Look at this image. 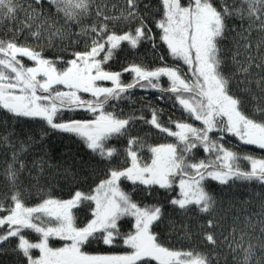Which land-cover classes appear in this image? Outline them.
Here are the masks:
<instances>
[{
    "label": "snow or ice",
    "instance_id": "6c2138e0",
    "mask_svg": "<svg viewBox=\"0 0 264 264\" xmlns=\"http://www.w3.org/2000/svg\"><path fill=\"white\" fill-rule=\"evenodd\" d=\"M42 2L27 0L25 6L20 0H0V21H15L18 13L24 12L26 20L20 21L18 31L28 28L31 36L39 40L41 32L31 31L27 21L43 15ZM48 3L63 18L65 26L78 25V35H91V43L86 45V50L74 52L72 59L63 61V67H57V61L45 57L36 47L20 44L16 39L0 40V110L10 117L41 120L53 130L79 137L91 153L106 162L107 171L105 178L89 192L77 190L67 200L49 196L29 206L19 186L25 165L20 161L17 169L9 164L6 178L11 192L0 198V245L14 238L13 251L22 255L24 264H212L211 258L202 252L165 246L155 230L162 223L163 206L134 200L121 183L130 181L134 186H143L142 190L149 195L154 189L175 193L168 200L172 206L184 212L194 208L207 214L215 209L216 200L206 190V181L220 185L255 181L264 185V158L240 156L221 143L223 135H210L227 133L245 145L264 149V96L252 95L251 99L258 102L249 110L247 97L233 92V77L224 72L222 49V42L230 32L236 31L230 21L238 20L241 25L248 21L249 29L254 21H259L264 30V0L238 3L237 0H160V18L155 21V28L159 30V40L177 63L156 68L133 63L123 70L133 74L128 83L121 80V72L111 71L105 65L122 44L135 49L144 41H152L153 47H157L156 35L140 15V0H125L119 17L107 16L98 7L96 15L102 22L87 27L83 18L89 14L92 0H48ZM116 20L130 25L135 22V26L117 32L103 22ZM55 22L49 24L45 19L39 27L47 25L51 29ZM53 35L63 37L65 33L57 28ZM237 35L246 39L242 32ZM244 47L247 49L249 45ZM238 55L234 53L232 59L240 65L237 72L245 77L239 83H255L264 93V75L254 81L248 79L252 57L245 67L236 59ZM25 60L32 65H27ZM256 67L264 69V62ZM162 77L168 80L167 88L161 87ZM101 82H110L111 86ZM137 87L170 93L174 104L200 126L187 120L169 119L164 123L157 109L151 110L150 119L143 115L124 117L106 110L110 101L125 98L124 93ZM243 91L251 94L249 87ZM76 110H83L92 118L58 119L64 111ZM136 120H144L174 138L173 142L146 145L142 138L131 135ZM120 138L126 139L124 159L122 166L114 167V158L121 152L110 141ZM0 141L11 144L7 136L0 137ZM145 148L150 153L147 158L142 155ZM198 149L203 150L205 158L195 157ZM25 150L22 146L21 151ZM12 160H19L18 153L13 152ZM242 160L248 162L247 168L241 166ZM6 200L9 202L5 203ZM84 202L94 207L91 219L78 226L73 209ZM125 218L132 220L131 230L126 232L122 231ZM259 223L264 234V220ZM208 226H214L213 220L208 221ZM246 227L255 226L246 219ZM26 230L36 233L38 240H30ZM236 232L233 228L228 247L233 253L243 252L241 264H250L255 245L249 241L244 247L249 234L240 230L237 239ZM204 239L210 245L217 244L212 232L205 233ZM54 240L63 241V246L54 247L51 244ZM93 242L109 247L122 244L128 251L90 254L86 249ZM259 246L264 250V239L259 241Z\"/></svg>",
    "mask_w": 264,
    "mask_h": 264
},
{
    "label": "trees",
    "instance_id": "16d2710c",
    "mask_svg": "<svg viewBox=\"0 0 264 264\" xmlns=\"http://www.w3.org/2000/svg\"><path fill=\"white\" fill-rule=\"evenodd\" d=\"M22 4L27 0H20ZM220 2V0H218ZM231 2V0H229ZM239 0H237V3ZM145 5H148L145 8ZM43 15L39 18L27 21L31 24V31L39 30L41 36L39 40L31 36L30 30L21 27L20 21H25L24 12L18 13V19L0 21V40L16 39L20 44L36 47L42 51L43 55L49 59L57 61V67H63V61L73 58V53L86 50V45L91 43V35H78L80 26L72 24L70 27L64 25L62 17H58L55 8L43 0ZM110 17H119L125 8V0H92L89 14L83 18L85 27L102 22L101 17H97V8ZM160 0H140V15L144 17L146 23L152 28L156 35V45L153 47L152 41H144L137 48L132 49L127 44H122L116 51L112 60L105 65L111 71L121 72V80L124 83L131 82L133 74L123 71L129 65L142 64L145 67L156 68L163 64H175L176 61L169 55L167 47L159 40V30L155 28V21L160 18ZM47 19L49 24L56 21L54 27L49 29L47 25L39 27ZM109 24L110 30L123 32L135 26L123 20L103 21ZM235 32H230L228 38L222 42L225 64L223 65L226 75L233 77L232 89L236 95L247 97L248 108H251L258 101L251 99L252 95L257 98L264 96L256 87L255 83L246 85L239 83L245 79L243 73H238L240 66L233 62V54L239 53L236 59L241 65L247 66L249 57H252L251 75L248 79L256 80L264 75V69L256 67L257 64L264 62V30L260 28V22L254 21L251 29L248 21L242 25L238 20L230 21ZM61 29L65 35H53L56 29ZM237 32H242L246 39L240 38ZM249 47L246 49L244 45ZM161 57L164 59L161 60ZM29 66L32 64L25 61ZM161 87H168V80L162 77ZM245 87L251 89V94L243 91ZM120 100L110 101L106 110L113 111L119 115L127 117L141 116L145 119L151 118V110L157 109L160 112V120L167 123L172 121L187 120L195 126H200L198 121L191 120L187 113L183 112L178 104H174L170 93H161L151 88H133L124 93ZM91 115L83 110L64 111L58 119L68 120H88ZM173 127V125H169ZM218 132L210 135L215 136ZM131 135L138 136L146 145H158L173 142V138L165 133L159 132L152 125L144 120H136L132 125ZM233 142L237 144L240 156L253 155L256 158H264V149H259L253 145L243 144L237 137L227 134ZM7 136L11 144L0 141V198L10 195L11 188L6 178L9 164L14 168H19V162L25 165V170L20 173L19 186L24 192L26 202L29 206H34L42 199L49 196L57 199H70L77 190L83 192L91 191L96 184L105 178L107 164L100 158L91 153L79 137L62 133L51 129L41 120H30L26 118L10 117L0 110V137ZM110 144L120 150L121 155L114 158L112 166H122L123 149L126 146V139H114ZM23 146L25 151H21ZM202 149L195 150V157L203 159L206 155ZM245 152H242V151ZM241 151V152H240ZM13 152L18 153L19 160H12ZM247 153V154H246ZM142 155L147 158L150 153L145 148ZM241 166L247 168L248 162L241 161ZM206 190L215 198L216 207L211 214L200 213L193 210L184 212L170 203L168 200L171 195L164 190L154 189L149 195L142 190L143 186H134L130 181H122L121 187L129 192L133 199L143 204H161L164 209L162 223H158L155 230L159 234L161 241L170 248L192 249L202 252L211 258L212 264H241L243 252L237 250L233 253L228 244L232 241V229L236 228L235 236L239 239L240 230L246 231L249 235L245 237L244 247L250 241L254 248V255L251 257L250 264H264V250L259 246V241L264 239V234L260 232L261 224L264 220V185L253 182L235 181L229 185H220L215 181H206ZM9 201H5L8 203ZM94 205L84 202L79 207L73 209L78 226H83L91 218V211ZM213 220L214 226L209 228L208 221ZM246 219L255 227H246ZM131 218H125L122 222V231L131 230ZM2 231V230H0ZM207 232L215 235L217 244H208L204 239ZM25 235L32 241H37L38 236L30 230L25 231ZM227 238V239H226ZM57 246L64 244L63 241H51ZM16 240L5 242L0 245V264H24L22 255L13 251ZM235 247V245H233ZM90 254H122L126 249L122 244L113 247L104 245L102 242H93L86 249ZM38 254V253H37Z\"/></svg>",
    "mask_w": 264,
    "mask_h": 264
},
{
    "label": "rangeland",
    "instance_id": "374dc122",
    "mask_svg": "<svg viewBox=\"0 0 264 264\" xmlns=\"http://www.w3.org/2000/svg\"><path fill=\"white\" fill-rule=\"evenodd\" d=\"M25 61H27V60H25ZM31 64H32V62L31 61H29ZM185 68H186V66H184ZM101 83H103V85L104 86H111V84H110V82H101ZM89 99H91V97H88ZM220 135H223V140L221 141V143H223L224 144V146L226 147V148H228V149H230V150H232V151H234V152H236L237 154H238V147H237V144L235 143V142H233L229 137L227 138V135H226V133H223V134H221V133H216L215 134V136L214 137H219ZM174 139V138H173ZM166 143V142H165ZM201 152L204 154V155H206L204 152H203V150H201ZM241 152V151H240ZM242 152H245L244 150L242 151ZM247 154V153H246ZM251 156H253V155H251ZM91 219V218H90ZM89 219V220H90ZM88 220V221H89ZM87 221V222H88ZM35 242V241H34ZM53 245V244H52ZM54 247H61V246H63L62 244H60V245H58L57 244V246H55V245H53Z\"/></svg>",
    "mask_w": 264,
    "mask_h": 264
}]
</instances>
